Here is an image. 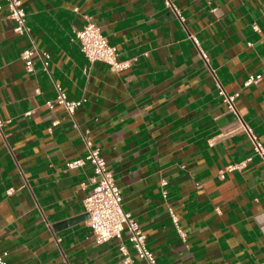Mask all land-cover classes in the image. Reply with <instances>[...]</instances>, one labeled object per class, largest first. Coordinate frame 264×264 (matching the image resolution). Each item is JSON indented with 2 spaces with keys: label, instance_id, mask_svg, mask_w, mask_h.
<instances>
[{
  "label": "crops",
  "instance_id": "obj_1",
  "mask_svg": "<svg viewBox=\"0 0 264 264\" xmlns=\"http://www.w3.org/2000/svg\"><path fill=\"white\" fill-rule=\"evenodd\" d=\"M21 1L26 33L14 32L15 21L0 9L6 263L121 264L119 241L97 244L87 225L92 165L65 167L85 156L83 133L105 159L156 264L263 263L264 163L243 132L231 131L236 123L226 118L214 77L238 92L236 107L264 145V77L243 86L263 71L264 0H171L183 20L163 0ZM87 20L120 60H131L127 69L89 63L73 40ZM31 46L49 54L47 71L34 57V71L26 72L20 54ZM55 83L68 99L85 98L73 115L47 106ZM122 242L135 257L126 235Z\"/></svg>",
  "mask_w": 264,
  "mask_h": 264
},
{
  "label": "built area",
  "instance_id": "obj_2",
  "mask_svg": "<svg viewBox=\"0 0 264 264\" xmlns=\"http://www.w3.org/2000/svg\"><path fill=\"white\" fill-rule=\"evenodd\" d=\"M1 4L8 10V17L15 21L13 28L14 32L23 34L28 32L26 24V11L21 0H4ZM164 5L169 8L175 16L183 20L179 11L176 9L171 0H163ZM75 11L77 8L74 9ZM89 19V18H88ZM255 31L258 30L256 24L252 25ZM73 40L78 41L83 55L88 59L89 63L101 61L109 65L110 69L116 72H121L130 66L131 60H120L118 58L117 48L111 45L107 38L102 34L100 27L87 20L80 28L74 29ZM193 43L198 49L199 56L202 60H206L204 50L200 47L199 40L192 36ZM21 58L25 61L26 72L34 71V57H37L44 71L48 70L49 54L39 51L35 46L24 49L21 52ZM264 77L263 71L257 74L249 75L243 82V86L257 84ZM214 85L222 103L226 106L227 111L235 116L236 126L232 132H243L252 143L254 153L264 163V145L257 138L253 129L243 120L240 115L235 100L238 97V92L228 93L220 81L214 77ZM56 90V98L46 102L49 108H53L55 104L62 105L69 115H73L75 109L83 104L85 98L68 99L59 84H54ZM56 121L54 122V124ZM83 143L86 146V154L83 157L69 160L65 167L67 170L82 167L89 163L93 168L91 191L86 194L83 199L84 211L87 214V225L91 231L95 243L101 244L111 239L119 241V251L122 255L121 264H134L135 257L145 261V264H156V259L153 252L148 248L146 235L140 227L139 223L126 211L122 203L121 190L117 186L112 172L107 168L105 159L100 155L97 147L92 145V142L86 133L81 134ZM227 171L234 169V166H226ZM221 170L219 174H222ZM165 184V182H163ZM163 196H166V191H162ZM174 222L177 223L176 218ZM181 236L184 237L182 231L178 229ZM124 235L135 253L133 257L128 247L122 242ZM4 255L0 254V264H7L4 260ZM259 264H264L259 263Z\"/></svg>",
  "mask_w": 264,
  "mask_h": 264
},
{
  "label": "water",
  "instance_id": "obj_3",
  "mask_svg": "<svg viewBox=\"0 0 264 264\" xmlns=\"http://www.w3.org/2000/svg\"><path fill=\"white\" fill-rule=\"evenodd\" d=\"M226 118H227L228 120H234V119H235V116H234L232 113H228L227 116H226ZM223 121H224V120H223Z\"/></svg>",
  "mask_w": 264,
  "mask_h": 264
}]
</instances>
